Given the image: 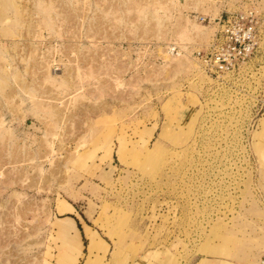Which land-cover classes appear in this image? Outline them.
Masks as SVG:
<instances>
[{"label":"rangeland","instance_id":"rangeland-1","mask_svg":"<svg viewBox=\"0 0 264 264\" xmlns=\"http://www.w3.org/2000/svg\"><path fill=\"white\" fill-rule=\"evenodd\" d=\"M251 6L0 0V264H264V42L193 55Z\"/></svg>","mask_w":264,"mask_h":264},{"label":"built area","instance_id":"built-area-1","mask_svg":"<svg viewBox=\"0 0 264 264\" xmlns=\"http://www.w3.org/2000/svg\"><path fill=\"white\" fill-rule=\"evenodd\" d=\"M206 20V17L202 18ZM216 30L206 46L195 49L202 70L212 79L252 77L255 69H247L264 42V19L255 6L231 11L214 21ZM169 53L179 54L178 45H170ZM254 71V72H253ZM224 89H231L229 82Z\"/></svg>","mask_w":264,"mask_h":264},{"label":"bare ground","instance_id":"bare-ground-1","mask_svg":"<svg viewBox=\"0 0 264 264\" xmlns=\"http://www.w3.org/2000/svg\"><path fill=\"white\" fill-rule=\"evenodd\" d=\"M94 243H95V241H93V244H94ZM93 247H94V246L91 245V246H90V250H92Z\"/></svg>","mask_w":264,"mask_h":264},{"label":"crops","instance_id":"crops-1","mask_svg":"<svg viewBox=\"0 0 264 264\" xmlns=\"http://www.w3.org/2000/svg\"><path fill=\"white\" fill-rule=\"evenodd\" d=\"M74 206V205H73ZM74 208H75V206H74ZM75 210H76V208H75Z\"/></svg>","mask_w":264,"mask_h":264}]
</instances>
